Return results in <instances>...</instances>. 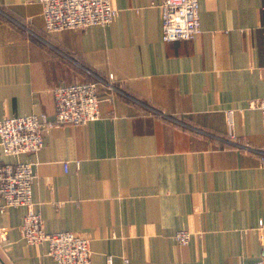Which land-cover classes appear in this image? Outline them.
I'll return each mask as SVG.
<instances>
[{"label":"crops","instance_id":"0c3cea01","mask_svg":"<svg viewBox=\"0 0 264 264\" xmlns=\"http://www.w3.org/2000/svg\"><path fill=\"white\" fill-rule=\"evenodd\" d=\"M160 3L112 0L107 25L47 32L39 0H0V118H53L58 83L110 73L115 87L100 118L0 162L33 161L43 229L87 237L91 264H247L264 223V0H198L200 32L170 41ZM25 210L0 213V264H63L21 237Z\"/></svg>","mask_w":264,"mask_h":264},{"label":"built area","instance_id":"2783aa9c","mask_svg":"<svg viewBox=\"0 0 264 264\" xmlns=\"http://www.w3.org/2000/svg\"><path fill=\"white\" fill-rule=\"evenodd\" d=\"M42 6L44 29L53 32L64 29L85 28L90 25H107L116 15L112 0H39ZM198 0H161L160 36L163 41L188 40L200 32ZM264 24V18H263ZM94 78L88 81L58 83L52 86L54 101L53 118L46 114L29 113L4 115L0 118V148L4 154L35 153L43 145V134L54 126L82 125L100 118L99 102L110 100L115 90L111 82ZM108 95L100 96V88ZM259 109L263 144L257 149L264 166V97L255 102ZM33 161L0 162V213L11 206L26 208L20 224L21 237L27 244L46 242V254L63 264H91L89 239L70 230L47 232L43 229L39 212L33 208L31 186L35 178ZM66 163H63L65 166ZM261 256L247 264H264V223L258 222ZM4 232L0 230V236ZM191 232L176 230L173 238L178 244H186ZM123 264H129L122 257ZM105 264H112L106 255Z\"/></svg>","mask_w":264,"mask_h":264}]
</instances>
